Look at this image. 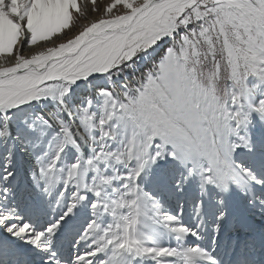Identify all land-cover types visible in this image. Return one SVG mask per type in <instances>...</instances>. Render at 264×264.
Instances as JSON below:
<instances>
[{"label":"snow or ice","instance_id":"1","mask_svg":"<svg viewBox=\"0 0 264 264\" xmlns=\"http://www.w3.org/2000/svg\"><path fill=\"white\" fill-rule=\"evenodd\" d=\"M0 264H264V0H0Z\"/></svg>","mask_w":264,"mask_h":264}]
</instances>
